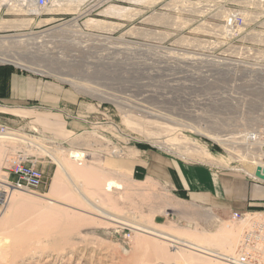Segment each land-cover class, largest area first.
Listing matches in <instances>:
<instances>
[{"label": "rangeland", "instance_id": "374dc122", "mask_svg": "<svg viewBox=\"0 0 264 264\" xmlns=\"http://www.w3.org/2000/svg\"><path fill=\"white\" fill-rule=\"evenodd\" d=\"M56 2H70L79 8L76 12H54L52 8ZM233 14L243 18L245 32L236 38H228L224 32L225 20ZM7 22L22 27L6 30L2 26ZM91 22L108 23L109 27L107 30L92 29ZM0 23V39L5 38L0 44L2 58L15 59L27 66L0 63V72L5 75L7 71L18 70L72 90L78 104L71 107L72 113L66 112L67 117L80 119L78 116H81L93 123L85 133L66 135L60 114L0 108V126L8 133L28 139L25 143H0V264H159L160 261L189 264L167 259L159 253L157 256L153 249L147 250L140 239L159 243L165 254L177 251L163 237L139 234L131 225H118L105 218L108 215L130 220L131 224L175 231L182 238L229 255L227 258L235 256L243 235L250 228V223L231 221L234 213L241 212L226 215L190 206H179L183 210L169 209L162 205L161 199L167 198L165 200L174 206L178 195L164 194L150 179L148 184V170L142 166L151 152L149 149L169 156L153 144L156 136L153 133H157L160 137L157 140L162 143L181 147V152H190L188 156L196 160L191 161L193 163L243 167L241 162L232 160L226 145L206 135L209 131H221L204 127L211 126L210 121L214 120L218 128L225 131L222 134L237 136L239 132L264 123V73L261 69L255 70L263 87L258 96V82L247 78L244 67L231 64L217 72V67L209 64L211 61L207 56L216 53L220 58L251 64L252 59L264 58V0H51L40 15L10 13L3 8ZM82 32L87 33L88 39L83 38ZM227 45L238 47L229 50ZM249 48L258 50H251V53ZM197 60L201 63H195ZM198 80L205 87L199 98L194 97L199 93L195 91L196 83L200 84ZM211 85L220 87L216 89L219 96L207 93ZM249 86L256 91L250 93L251 96L244 92ZM97 91L105 92L110 100L101 99L99 94L98 98L94 96ZM180 101L191 111L199 102L201 107H216L222 114L211 115L209 111L203 115L204 119H200L191 112L178 113L177 108L182 107ZM165 115L176 120L170 123ZM136 121L143 129L150 130L151 137L134 129L136 126L131 122ZM160 122L168 125H160ZM104 123L107 125L102 126ZM197 123L206 133L180 129ZM174 124L179 125L176 131H173ZM113 125L118 127L113 128ZM193 128L196 130L195 126ZM194 146L206 149L208 155L196 154ZM39 147L45 148L44 151L41 149L43 153ZM242 147H237L238 153L233 154L239 155ZM46 149H52L55 155L44 154ZM71 151L85 153L89 163L83 162L81 168L97 167V174L94 179L85 177L79 181L78 178L83 195L72 192L71 181L65 178L50 201L45 197H49L46 195L50 194L59 163L68 161ZM119 151L121 156H117ZM18 153L26 162H33L43 172L44 179L40 189L22 192L29 201L8 214L13 193L7 188L6 178ZM134 153L137 165H140L135 166L136 174L132 178L133 172L126 176L119 167L134 159ZM169 157L192 166L186 160ZM112 179L123 182L122 190L104 191L106 182ZM247 212L250 217L264 218V206ZM4 213L8 215L4 216ZM179 249L194 261L202 258L208 264H231L184 247L181 249V246Z\"/></svg>", "mask_w": 264, "mask_h": 264}, {"label": "crops", "instance_id": "0c3cea01", "mask_svg": "<svg viewBox=\"0 0 264 264\" xmlns=\"http://www.w3.org/2000/svg\"><path fill=\"white\" fill-rule=\"evenodd\" d=\"M0 84L6 86L4 94L0 89L1 109L7 111L33 109L60 114L63 117L66 135L69 133L75 136L93 124L81 116H78L80 120L67 117L66 112L69 110L72 113L74 109L71 107L78 104L77 96L72 90L60 87L55 81L14 70L7 71L5 75L0 72ZM149 150L151 152L147 155L145 165L142 166L148 170L147 183L150 184L152 180L151 183L160 186L159 189L161 188L164 194L176 193L179 197H176L177 203L174 206H171L170 201L165 200L167 198L161 199L162 205L168 206L169 209L183 210L181 207L179 209V206H190L199 208L200 211L204 208L227 215L233 211L247 212L264 206V182H254L241 174L231 172L221 171L222 173L218 174L213 169H209L207 166L210 165L206 163L187 166L156 150ZM132 157L134 158L132 160L138 163L135 153ZM139 165L135 166L139 167ZM134 171L133 169V174L130 173L133 175L132 178H135L136 171ZM132 183L135 182L132 180ZM163 193L162 195L165 196Z\"/></svg>", "mask_w": 264, "mask_h": 264}, {"label": "bare ground", "instance_id": "6f19581e", "mask_svg": "<svg viewBox=\"0 0 264 264\" xmlns=\"http://www.w3.org/2000/svg\"><path fill=\"white\" fill-rule=\"evenodd\" d=\"M34 2H35V0H0V12H1V10L3 8H6L7 11L10 12V13H19V14L20 13H25V14H37V15H40L42 12H45V8H47L48 6L45 7L44 9H38V8L35 7V3ZM55 4H56L55 7L52 8V11H54V12H63V11L64 12H68V11L76 12L77 9L79 8V6L77 7V5H75L73 3L71 4L70 2H56ZM107 24L108 23H104V22H91L90 27L92 29H96V30H100V29L101 30H103V29L104 30H107V28L109 27V25H107ZM2 27L7 30V29H17V28H20L22 26H18L15 23H8L7 25H4ZM82 34L84 35L83 38L88 39L87 33L84 34L82 32ZM4 40H5V38L4 39H0V44H2L4 42ZM129 50H132V49H129ZM2 55L3 54L0 53V63L1 64L2 63H5V62H10V63L16 64L18 66H21V67H27L26 65H24V63H22V62H20L18 60H15V59L14 60H9V59L8 60H4L2 58ZM262 68H261V70L264 73V68L263 69ZM68 81H70V80H68ZM77 88H78V86H77ZM97 92H95L96 94H93V95L94 96H97V94H99V97H101V99H105V101L110 100V97L107 96L105 92H100V91H97ZM92 93H93V91H92ZM97 98H98V96H97ZM115 102H118V100L116 99ZM169 114H171V113H169ZM174 115H176V114H174ZM166 117H167V120L170 123L173 122V119L176 120L175 118L170 117V115L169 116L168 115H165L164 118H166ZM150 122H152V121H150ZM153 122H158V121L157 120L156 121L154 120ZM131 123L136 126V128H134V127L133 128L136 129V131H140L139 132L140 134L146 135V136H148V138H149V136L151 137V135L149 133L150 130L143 129V127H141L143 125L140 122L136 121V123H133V122H131ZM181 123H183V121H181ZM201 123H202V121H201ZM159 124L160 125L161 124L168 125L165 122H160ZM97 125H100V124H97ZM193 126L196 127V130L193 128ZM116 127H118V126H116ZM169 127L171 129H173L172 126H169ZM173 127L175 129L173 131H176V130H178L177 128H179V125H175ZM165 129H167V128H165ZM180 129L187 130V131L191 130V131H194V132H197V133H206V132L201 131L202 130L201 125L199 126L198 123L196 125H192V126H183ZM215 131H217V130H215ZM153 135H156L155 136V139L156 140L155 139L154 140L151 139V140H153V144H155L158 147L163 148L166 151H169V152H171V153H173L175 155H178L179 157H181L183 159H186V161L187 160L188 161L189 160L190 161H196L193 158H191L190 156H188L190 152H188V153L185 152V151H182L181 152L180 151L182 149L181 147H174L173 145L171 146L169 144L162 143L161 141L157 140V139L160 138L157 135V133H153ZM206 135L210 136L212 139L215 138V140H217L220 143H223L224 145H226L227 148H228V152L230 153V155H232V160L241 162V164H243V167H237V170H239V171L242 170L246 174L253 175L254 177H256L255 174H256L257 169L258 168L264 169V166L261 165L257 161L249 162V160L254 156V153L252 155V153H251L252 151L250 150V148L248 146L242 147L243 149L239 150V153L240 154L239 155H236L238 152L235 151V150H237L238 145H237V142H234V140L236 139L235 136H229V138H223L220 135H218V132L212 133V131L207 132ZM157 137H159V138H157ZM7 138H8V140H7ZM242 139H244V136H243ZM5 141H9V142H13V143H16V142L25 143V141H28V139L27 138H24L21 135H17L16 133H13V132L8 133V130H6V129L4 130V132H1V128H0V143L1 142L2 143L3 142L5 143ZM39 148H40L39 150H41V149L43 151L45 150V148H42V147H39ZM43 151H42V153H43ZM46 152L47 153H44V154H48L49 156H54L55 155V153H54V151H52V149H46ZM193 152H196V154L197 153H202V154L208 155V151L206 149L205 150H202V149H200L197 146H194ZM233 152H235L236 154H233ZM117 153H119V155L117 154V156H121V154H122V152H120V151L117 152ZM87 158H88V156L85 153H83V152L71 151L70 152V158L68 159V161H61L59 163L58 172L56 173L55 178H54V180L52 182L50 194L48 193L49 195L48 194L46 195V196H49V197H45V198H48V200L52 201V199H50V198L55 197V194H57V192L59 191V189L62 187V183L65 180V178H68L71 181L70 183H71L72 188H73V189H71L72 192H76L77 195H79L80 193H82L83 192V190L81 189L82 188V185H81V183H79L80 178L89 177L91 179H94V176L97 174V171H98V168L97 167H94V166H90L88 168H86V167L85 168H81L82 166H84L83 162L84 163L86 162V164L89 163V161L86 160ZM122 162H124V160H122ZM80 163H81V165H78V167H77V164H80ZM136 164H137L136 161L128 160L125 164H123L119 168H121L123 170V173L126 174V176H127V174H130L133 171V169H134V167H135ZM213 165H215V164H213ZM222 168H227V169L230 168V169H233L231 167H222ZM117 171H120L119 173L121 174V170L120 169L117 170ZM99 173H100V171H99ZM113 175H115V174H113ZM72 176L74 177V179L76 178V180H74L72 178ZM78 178H79V181H78ZM258 180H260V179H258ZM119 181H120V179H119ZM260 181H262V180H260ZM122 183L123 182L119 183L117 180H113V179L112 180H108L106 182V184H105L104 191L110 193V192H113L114 189L115 190L116 189L117 190H120V189L122 190V188H123L122 186H124ZM7 188L9 190H11V192L13 193L12 194V200H11V207H9L8 208L9 210L6 211L7 213L9 212L8 214H10V213H12V212L14 213L16 210H18L19 207L22 208L23 206L21 207V204L24 205V203H26V202L29 201V198H27L26 195H23V193H22L26 189H18V188L16 189V188H9V187H7ZM83 194L84 193H82V195ZM41 198H42V196H41ZM88 202H89V200H88ZM241 213H245V212H241ZM7 215H5V213H4V216H7ZM104 216H106V215H104ZM113 216H115V215H112V216H109L108 215L105 218L113 221L114 223H116L118 225H126V226L127 225H131L132 227H134L139 232V234H142V235H145V236H146V234H148V235H151V236H154V237H160L161 236V238L163 237V239H165L167 242L172 243V246L174 247V249L176 248L177 251H175V253L173 252V254L172 253L171 254H165V252H163L164 248L161 249L159 243H156L155 241H154L155 243H153V242L147 240L146 238L140 239L141 242H142V244L144 245V247L147 250L150 249L149 251H151V249H153L156 254L159 253V256L160 255H163V256L167 257V259L187 261L189 264H208V262L206 260L202 259V258L199 259L200 261L199 260H196V259H195L196 261H194L193 257H189V256L185 255L179 249L180 246H181V249H182V247H184V248H187L189 250L202 253V254H204V256L213 257V258H215L217 260L220 259V260H223V261H226V262L228 261V263H231V264H250L249 262L248 263L241 262V257L242 256L241 255H238V253H239L238 250H237L235 256L232 257V259H230V258H227L229 255L227 256V255H225V253L220 252L219 250H217L215 248H211L209 246H204V245H202L199 242H196V241H193V240H190V239L182 238L181 235H178L177 233H174L175 231L168 232V231L161 230V229H158L156 227H153V226H150V225H147V224H141V223L139 225H137L138 223H136V224H133L132 223L131 224L130 223V220H125V219H120V218H114ZM231 217H230V219H231ZM9 220H10V217H9ZM255 220H256L255 217H250L249 212H246L245 220L241 221L240 223L247 225L246 222L247 223H251V222H253ZM6 221H8L7 218H6ZM231 221H232V219H231ZM248 230H249V228L247 229V231ZM225 233H226V231H225ZM241 238H242V236H241ZM227 242L229 244V241H227ZM242 242H243V240H241L240 244H242ZM154 248H157L158 250L157 249H154ZM157 256H158V254H157ZM187 257H189V258H187ZM159 259H161V258H159ZM159 264H166V263H163V262L160 261Z\"/></svg>", "mask_w": 264, "mask_h": 264}, {"label": "built area", "instance_id": "2783aa9c", "mask_svg": "<svg viewBox=\"0 0 264 264\" xmlns=\"http://www.w3.org/2000/svg\"><path fill=\"white\" fill-rule=\"evenodd\" d=\"M51 0H35V6L38 9H44L45 7H47L50 4ZM245 22L243 20V18L236 14V15H232L226 18L225 20V27H224V32L227 34L226 36L228 38H236L237 36L242 35L245 31ZM228 49L231 50L232 47H238L236 45H233L232 47L227 45ZM218 49L219 47L216 48V52L218 53ZM233 49V48H232ZM240 49V48H239ZM256 51L258 49H252L249 48L248 51ZM251 51V53H253ZM217 55V56H216ZM261 55L260 54H257ZM219 55L216 53H212V55H208L207 58L211 61L209 62V64L214 65L217 67V72H221L223 69V66H228V65H236V64H240L241 67L245 68V72L247 73V78L249 79L250 77L253 78L250 81H256L257 80V75L255 74V70L257 69H261L262 67H264V58H259L257 60L252 59L253 64L251 63H244L242 61H235L232 60L231 58H220L218 57ZM201 63V60H197L195 61V63ZM230 62V63H229ZM192 63V64H195ZM239 65V66H240ZM245 65V66H244ZM250 71V72H249ZM230 73V71H229ZM227 76V75H226ZM259 76V75H258ZM213 79H217L214 75L210 76ZM228 79V77H227ZM229 80H232L229 79ZM198 82L200 83V81L198 80ZM231 82V81H230ZM258 85H259V90H258V96H260V90L263 88L262 84L260 82V80H257ZM200 86V87H197ZM247 87L244 92L248 95L251 96L250 93H254L255 88L253 87ZM220 88V87H219ZM219 88H216L215 86H212L209 88V91L207 93H210V95H212L213 97L219 96L220 93L217 92V90ZM204 89L205 87L200 84L195 85V91L199 92L198 94L195 93L194 97H201V90ZM217 89V90H216ZM250 89V90H249ZM256 97V95H255ZM181 98H184L183 96ZM181 102V101H180ZM181 106L183 107H178L177 109H179L178 113H182V114H191L193 113L195 118H200V119H204L203 115H206L207 112H211V115H221L222 112L219 114L218 111L220 112L221 110L216 107H211V108H204L201 107V105L199 104V102L197 103V106L192 107V111L191 108L186 107L185 103L181 102ZM1 107V106H0ZM186 108V109H184ZM184 111H183V110ZM242 111H246L245 109H243ZM249 111V108L247 110V112ZM191 112V113H190ZM71 118H75V117H71ZM213 119L215 117H212ZM80 120V119H79ZM205 121V120H204ZM219 121V120H216ZM211 123H213L211 126L209 125H205L204 129H215L217 131H221L218 132V135H220L223 138H229L228 134H222L225 131L219 129L218 127V123L215 122L214 120L210 121ZM178 124V123H177ZM102 126L107 125L106 123L101 124ZM116 126L113 125V128H115ZM202 127V126H201ZM1 128V132H4L5 127L0 126ZM231 130V128H230ZM229 130V132H230ZM245 131V130H244ZM232 132V130H231ZM228 135V136H227ZM244 136V139H242ZM236 139L234 140V142H237L238 147L240 146H248L250 148V150L252 151V155L254 153V156L251 158L253 159L252 161H257L259 162L261 165L264 166V123H261L260 125L256 126L255 128L251 129V130H246V132H239L237 134V136H235ZM240 143V144H239ZM158 150H161L163 153L168 154L169 156L175 157L179 160L185 161L186 159H183L181 157H179L178 155H175L169 151H166L162 148H157ZM188 163L194 164L191 161H186ZM202 165V164H199ZM205 166V165H204ZM213 170H218V171H222V172H231V173H239L241 175H244L245 177L249 178L250 180L254 181V182H262L260 180H258L256 177H254L253 175H249L246 174L245 172H243L242 170L239 171L237 170V167H231L233 169H227V168H222V167H217V166H207ZM43 179H44V175L43 172H41L38 168H36V166L34 165L33 162L29 161L26 162L21 154H16L12 164L9 168V176L6 178V185L9 188H18V189H26L29 192H34L38 189H40L43 185ZM7 193V192H6ZM245 215L246 213H234L231 217L232 221L235 223L241 222L243 220H245ZM256 220L250 223V228L247 232H245V234L243 235V242L241 244L240 250H238V255H241V262L243 263H250V264H264V218H262V216H258L255 218ZM232 259V258H230Z\"/></svg>", "mask_w": 264, "mask_h": 264}, {"label": "water", "instance_id": "95a60500", "mask_svg": "<svg viewBox=\"0 0 264 264\" xmlns=\"http://www.w3.org/2000/svg\"><path fill=\"white\" fill-rule=\"evenodd\" d=\"M255 175L258 179L264 182V169L258 168Z\"/></svg>", "mask_w": 264, "mask_h": 264}, {"label": "trees", "instance_id": "16d2710c", "mask_svg": "<svg viewBox=\"0 0 264 264\" xmlns=\"http://www.w3.org/2000/svg\"><path fill=\"white\" fill-rule=\"evenodd\" d=\"M0 87H1V89L3 90V94H4V92L6 91V86H5V85H2V86H0ZM141 146H143V145H141ZM144 147L147 148V146H144Z\"/></svg>", "mask_w": 264, "mask_h": 264}]
</instances>
